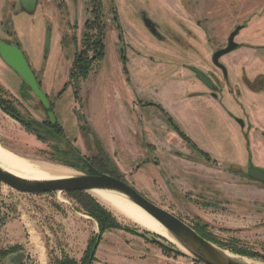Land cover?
I'll use <instances>...</instances> for the list:
<instances>
[{"label": "rangeland", "instance_id": "rangeland-1", "mask_svg": "<svg viewBox=\"0 0 264 264\" xmlns=\"http://www.w3.org/2000/svg\"><path fill=\"white\" fill-rule=\"evenodd\" d=\"M91 1L39 0L35 13L30 14L22 11L19 0H0V33L22 49L54 103L65 131L59 137L39 140L0 109V145L49 171L68 172L71 176L84 171L60 165L64 164L59 162L61 159L67 161L64 156L69 155V145L108 173L118 172L109 149L113 135L124 132L166 139L172 135L185 142L174 125L186 135L188 131L204 135L203 140L214 150L212 155L227 168L206 172L201 192L182 186L178 189L180 195L174 193L172 197L165 186L155 182L149 189L138 190L134 178L125 181L151 202L185 218L188 224L202 226L221 249L264 264V184L251 180L246 173L251 168H264V0H103L107 21L105 57L86 78L72 80L78 49L74 36L81 43L85 21L92 17ZM143 15L156 24L162 41L145 26ZM49 27L50 47L46 53ZM238 27H242L235 38L238 49L222 60L228 64L236 87L232 124L214 108L204 106L196 109L199 122L181 123L177 118L178 122L171 124L170 113L178 110L180 93L192 89L188 83L203 85L191 67L207 76L220 73L212 63V55L227 46L229 36ZM7 69L0 74L3 80L14 89L15 96L26 98L31 94L29 87L12 68ZM228 91V82H217L214 92L220 98ZM152 101L161 108L152 107ZM121 106L125 107V122L117 115ZM142 107L151 109L144 115L150 120L148 125L138 113ZM25 109L19 107L24 116L31 115L39 123L46 117L38 116L29 106L28 115ZM133 118L141 120L132 122ZM146 126L150 130L144 132ZM232 167L243 172L228 169ZM85 195L96 199L91 193ZM108 210L121 229L108 230L100 239L98 223L72 194H24L0 183V252L13 250L0 255V264H17L13 257L19 253H24L21 264H51L64 255L78 263L86 256L90 258L87 264L141 263L142 258L125 250L129 246L137 249V255L145 253V260L152 256V264H201L187 251L179 255L165 250L171 244L180 251L145 225ZM97 243L101 247L92 255ZM233 249L247 254L233 253Z\"/></svg>", "mask_w": 264, "mask_h": 264}, {"label": "crops", "instance_id": "crops-1", "mask_svg": "<svg viewBox=\"0 0 264 264\" xmlns=\"http://www.w3.org/2000/svg\"><path fill=\"white\" fill-rule=\"evenodd\" d=\"M2 36H4V34L0 33V37L6 39ZM7 68L8 66L0 57V74L8 72ZM159 82L158 85L164 84ZM153 83L155 84L156 82ZM188 85L192 89L187 90L184 93H180L179 96H182L181 103L178 102L180 103V106L179 108L177 107V111L174 107V111H176H173L174 114L167 110L166 105H163L164 110H166L167 113H170L176 122H178L177 118H179L181 123H185V121L199 122V116L196 114V109L204 106L214 108L224 117L226 121L232 124L231 113L236 112V102L231 94H228L223 98H220L219 96V99L215 100L210 97L204 85H191L189 83ZM0 86L15 96L13 91L14 89H11L9 84L3 80L1 75ZM189 87L186 88L189 89ZM224 93L222 94L224 95ZM15 97L22 104V106H26V101L28 99H32L31 95L26 96V98L23 97V99L17 96ZM150 110L151 109L149 107L138 108V113L139 115H142V121L145 125L150 124L149 118L144 116L149 113ZM117 115L119 117L121 116L122 121L125 122V107L121 106ZM134 120L138 122L141 119L139 120L137 118H133L131 121L134 122ZM148 127L149 126H146L143 131L146 132V130H150ZM188 136L194 141L197 147L208 153L212 160L216 161V164H213L212 162L208 163L180 137L173 138L172 135L170 138L166 139L163 137H152V135H125L123 132L122 135H113L110 137L109 149L110 153L113 155V160L116 163L117 170L126 179L134 178L133 180L136 182L135 185L138 190H141L143 187L149 189L151 182H155L158 185L165 186L169 190L172 197H174V193L178 196L180 195L178 189L182 186H187L193 191L197 189L201 192L204 187V174L206 172H220L219 168H227L222 166V163L216 160V158L212 155L214 150L212 147L209 148V144H206L205 140H203L204 135H194L191 131H188ZM101 244L98 245L96 250L97 252L99 251ZM125 250H128L130 255L136 258H142L141 263L139 264H152V256L145 260L144 257L146 254H142V252L139 251L141 252V255H137L138 251L136 248L129 246ZM143 259L147 262L143 263Z\"/></svg>", "mask_w": 264, "mask_h": 264}, {"label": "water", "instance_id": "water-1", "mask_svg": "<svg viewBox=\"0 0 264 264\" xmlns=\"http://www.w3.org/2000/svg\"><path fill=\"white\" fill-rule=\"evenodd\" d=\"M20 4L26 12L33 13L36 9L37 0H20ZM143 21L151 33L153 32L154 34H158L157 29L152 26V21L147 16H143ZM241 30L242 27H238L234 32H232L227 48L214 54L213 62L216 66H221L219 64L220 58L234 51L238 47V44L235 42V38ZM50 35L51 28L49 27L45 40L46 53H48L50 47ZM0 57L6 65L12 68L22 78V80L30 88L33 96L40 100L46 109H49L50 104L48 97L41 89L39 82L20 47L15 43H7L0 39ZM194 71L199 80H201L208 87L213 88L212 81L202 71L196 68ZM49 117L52 122H55V118L52 113L49 114ZM71 149L73 148L71 147ZM73 161L84 165V173L65 179L29 181L5 171L0 166V183H4L20 193L32 195L52 192L70 193L78 191L89 193L94 190L118 192L160 223V225L164 227V229L193 256L195 261L201 264H249L242 258L235 255L233 256V254V257L227 255L226 250L221 249L202 237L194 228L177 217L175 214L148 200L127 182L112 175L98 171L83 155L76 153ZM60 165L62 167L71 168L70 166L64 164ZM249 175L252 178L264 183V171L252 168L249 170ZM97 246L98 243L96 244L92 255H94ZM179 252L184 253L181 250ZM14 260L17 264H21L24 260V253L17 254L14 257Z\"/></svg>", "mask_w": 264, "mask_h": 264}, {"label": "trees", "instance_id": "trees-1", "mask_svg": "<svg viewBox=\"0 0 264 264\" xmlns=\"http://www.w3.org/2000/svg\"><path fill=\"white\" fill-rule=\"evenodd\" d=\"M91 14L92 17L89 19L85 24V32L83 34V38L81 41V50L76 54V58L73 63L72 72H71V78L72 80L77 79H83L86 78L89 74L92 66L94 63H97L104 59L106 54V45H105V39L107 35V21L104 17V9H103V1L102 0H92L91 1ZM116 14V12H114ZM116 22H118L117 17L114 18ZM125 65V62H124ZM125 69V68H124ZM126 71V69H125ZM39 85L41 86V82L39 78L37 77ZM26 85V83L24 82ZM68 86L65 85V88ZM30 89V88H29ZM18 100L11 97V95L4 90L0 86V109L13 118L14 120L21 123L26 130L36 135L39 140H48L54 137H59L58 135V126L53 125L50 122H43L39 123L34 119H30L26 116H24L18 108ZM169 122L173 124V120L170 118ZM176 131L179 133V135L192 147L195 148V145L191 142V140L179 129L177 125H174ZM67 153H70L67 151ZM61 154V153H59ZM203 154V153H202ZM205 155L207 160H210V157L207 154ZM59 159V158H58ZM60 160V159H59ZM60 163H64L68 166H75L70 161H65L61 159L59 161ZM110 174H114L117 178L122 179L121 175L118 172H109ZM69 194H72L77 200H79L81 208L88 214L90 217H92L97 223L100 230V236L103 233H105L108 230L113 229H121V226L115 219V217L112 215V213L104 208L99 202L96 201L93 197L87 194L86 192H70ZM85 196V197H84ZM83 198H86V201H84ZM83 199V200H82ZM202 237L207 239L208 241L212 242L213 244L216 243L210 236L209 233L205 231V229L202 226L194 225L192 226ZM135 233H137L135 231ZM141 236H144L143 234H140ZM158 238H161L157 236ZM164 242H167L164 238L161 239ZM161 244V243H158ZM162 246V245H161ZM165 250H169L172 252H176L179 255L183 254L179 251H177L171 244L169 246L164 247ZM13 250H9L7 252L3 251L0 252V255L6 256L8 254H11ZM233 253L237 254H247L245 251L241 250H232ZM88 257H84V259L78 263L76 260L70 258L67 255L62 256L60 259H55L53 263L51 264H87L89 262ZM94 259V258H93Z\"/></svg>", "mask_w": 264, "mask_h": 264}, {"label": "bare ground", "instance_id": "bare-ground-1", "mask_svg": "<svg viewBox=\"0 0 264 264\" xmlns=\"http://www.w3.org/2000/svg\"><path fill=\"white\" fill-rule=\"evenodd\" d=\"M0 166L5 171H8L22 179L29 181H48L56 179H65L75 175H69L68 172H52L47 168L38 165L22 156H19L0 145ZM91 193L100 203L108 209L127 216L137 223L145 225V227L153 233L166 238L168 241L176 245L181 251L186 250L158 223L152 216L146 213L143 209L132 203L124 195L114 191L94 190ZM227 255L232 256L227 252ZM249 264L254 263L250 260L242 258Z\"/></svg>", "mask_w": 264, "mask_h": 264}, {"label": "flooded vegetation", "instance_id": "flooded-vegetation-1", "mask_svg": "<svg viewBox=\"0 0 264 264\" xmlns=\"http://www.w3.org/2000/svg\"><path fill=\"white\" fill-rule=\"evenodd\" d=\"M103 1V0H102ZM19 2H20V0H19ZM38 3H39V0H37V5H36V9H37V7H38ZM113 5V4H112ZM20 6H21V4H20ZM91 7V6H90ZM21 8H22V6H21ZM103 8H104V4H103ZM114 8V11L113 12H116V8L115 7H113ZM36 9H35V11H36ZM91 10V9H90ZM185 10H187V9H185ZM22 11H24V12H26L23 8H22ZM35 11L33 12V13H35ZM28 13V12H27ZM33 13H30V14H33ZM117 13V12H116ZM144 16V15H143ZM89 20V19H88ZM88 20H86L85 21V24H86V22L88 21ZM0 23H1V21H0ZM115 23H117L116 21H115ZM156 24L152 21V26L153 27H155L156 28V26H155ZM158 31V30H157ZM85 32V31H84ZM47 34V33H46ZM152 35L154 36V37H156L157 39H159L160 41H162L163 40V36L161 35V33L158 31V34H154L153 32H152ZM107 36V35H106ZM229 38H230V36H229ZM229 38H228V41H227V46H228V44H229ZM0 39L1 40H3V41H5V42H7V43H13V42H11V41H9L8 39H3V38H1L0 37ZM77 39H78V37L76 36H74V44H75V46H76V48H78L76 51H75V56H74V59H73V63H74V60H75V58H76V54L81 50V43L80 42H78L77 41ZM45 40H46V35H45ZM62 43H63V40H62ZM79 43H80V45H79ZM16 44V43H15ZM18 45V44H17ZM19 46V45H18ZM227 46L225 47V48H227ZM20 47V46H19ZM225 48H223V49H225ZM21 49V48H20ZM238 49V47L234 50V51H236ZM22 50V49H21ZM220 50H222V49H217L216 50V52H218V51H220ZM234 51H232V52H230V53H228V54H226V55H224L222 58H220V60H219V64L221 65V66H216L215 64H214V62H213V56H214V54L216 53V52H214L213 53V55H212V63H213V65H214V67L216 68V70H218L220 73H217V72H213L212 74H211V76H207L204 72V74L212 81V83H213V88H210V87H208L207 85H205L201 80H200V82L205 86V87H207V89H209V95H210V97H212L213 99H215V100H217V99H219V96H218V94H216L215 92H214V89H215V86H216V84H217V82L218 81H220V80H222L223 82H228V89H229V94H231L232 96L233 95H235L236 94V87H235V83H233V78H232V76H231V72H230V68L229 67H227L228 66V64H226L225 62H223L222 60L224 59V58H226L228 55H231ZM23 52V51H22ZM25 55V54H24ZM26 57V56H25ZM26 59H27V57H26ZM28 60V59H27ZM29 62V61H28ZM30 64V63H29ZM96 63H94L93 64V66L95 65ZM31 66V65H30ZM92 66V67H93ZM72 67H73V65H72ZM32 68V67H31ZM194 67H191V70L195 73V71H194ZM32 70H33V68H32ZM201 71V70H200ZM33 72H34V70H33ZM34 74H35V76H36V78L38 77L37 75H36V73L34 72ZM221 74V75H220ZM195 75H196V73H195ZM196 77H197V75H196ZM39 78V77H38ZM198 78V77H197ZM217 79H218V81H217ZM38 80V79H37ZM39 80H40V78H39ZM40 82H41V80H40ZM42 82H41V89L43 90V88H42ZM44 91V90H43ZM44 93L47 95V93L44 91ZM29 95H31V100L30 99H28L27 101H26V109H25V111H26V113L28 114V115H30V113L28 112V110H27V108H28V106L38 115V116H43V115H46V117H45V119L44 120H41L40 121V123H43V122H50L51 124H53V125H57L58 126V135H64L65 134V131H64V129H63V127H62V125L59 123V121H58V118H57V116H56V112H55V110H54V107H55V105H54V103L50 100V98H49V96L47 95V97H48V100H49V104H50V108L49 109H46V107L43 105V103L40 101V100H38L35 96H33V94L31 93V94H29ZM234 97V96H233ZM36 103V104H35ZM37 105V106H36ZM19 107H24V106H22V104H18V108ZM152 107H157V108H161V106L159 105V104H156L155 102H153L152 101ZM53 114L54 115V118H55V122H52L51 121V119H50V117H49V114ZM26 117H28V118H30V119H32L33 117L30 115V116H26ZM172 118V117H171ZM79 120L81 121L82 120V116H80L79 117ZM172 120L173 121H175L173 118H172ZM239 121V120H238ZM18 122V121H17ZM243 124V123H242ZM242 126H244V124L242 125ZM182 131V130H181ZM183 132V131H182ZM184 133V132H183ZM185 134V133H184ZM252 134V133H251ZM186 135V134H185ZM255 135V134H254ZM261 135H264V131H261ZM190 140H191V142L195 145V148L194 147H192L190 144H188L186 141V144L188 145V146H190L192 149H194L199 155H201L208 163H213V164H216V161H213L212 160V158H211V156L208 154V153H206V152H204L203 150H201L199 147H197V145L194 143V141L188 136V135H186ZM71 147L73 148V149H71ZM67 151H69L70 153H69V155H65L64 156V158H66V160L67 161H70L71 163H73L75 166H72V167H74L75 169H80V170H85V167H84V165H82V164H79V163H76V162H74L73 161V158L76 156V153H78V154H80V152L75 148V147H73V146H71V145H69V147H68V149H67ZM207 154L209 157H210V160H207L206 159V157H205V155H203V154ZM80 155H82V154H80ZM87 160H88V162L89 163H91L98 171H100V172H102V173H105V171H103V169H101L100 168V166L98 165V163H95V162H93L89 157H87V156H85V155H83ZM66 165V164H65ZM68 166V165H67ZM71 167V166H70ZM229 170H231V171H234V172H243V170L241 169V168H238V167H232V168H228ZM252 169V168H251ZM255 169H260V170H262V171H264V168L263 167H255ZM117 171H115V173H116ZM112 173H114V172H112ZM118 173H119V171H118ZM246 173H247V176L251 179V180H253V181H255V182H257V183H260L261 181H258V180H256V179H254V178H252L250 175H249V171H247L246 170ZM105 174H109V175H112V176H114V177H116L114 174H110L109 172L108 173H105ZM120 175H121V173H119ZM121 180H123V181H125V177L123 176V175H121ZM126 182V181H125ZM262 184H264L263 182H261ZM177 216V215H176ZM177 217H179V216H177ZM180 218V217H179ZM180 219H182V218H180ZM183 221H185L184 219H182ZM186 222V221H185ZM187 223V222H186ZM188 224V223H187ZM188 225H190V224H188ZM191 227L192 226H194V225H190ZM193 228V227H192ZM17 255V254H16ZM16 255H14V257L16 256ZM13 257V258H14ZM14 260V259H13ZM14 262H15V260H14ZM16 263V262H15Z\"/></svg>", "mask_w": 264, "mask_h": 264}]
</instances>
